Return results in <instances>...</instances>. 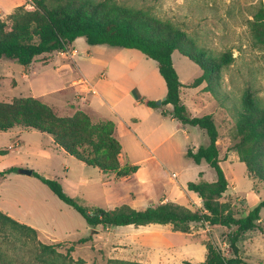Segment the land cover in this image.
I'll return each mask as SVG.
<instances>
[{"label":"rangeland","instance_id":"1","mask_svg":"<svg viewBox=\"0 0 264 264\" xmlns=\"http://www.w3.org/2000/svg\"><path fill=\"white\" fill-rule=\"evenodd\" d=\"M119 1L143 7L156 16L174 21L198 45L213 55L228 51L234 53V60L222 69L219 100L210 92L203 89L198 92V88L188 86L202 72L198 64L178 51L174 52L173 60L183 83V98L190 108V114H213L218 125L221 164L229 177V188L221 200L231 203L237 217L246 216L264 200V182L249 176L246 163L238 160L233 149L237 141L236 110L241 105V97L246 88H251L264 106V48L255 43L249 22L264 0ZM27 3L31 4V1ZM31 8L27 6V9ZM115 63L132 66L123 77L128 82L125 86L131 95L120 87L113 102L120 100L118 108L124 117L136 116L142 120L139 128L145 129L151 116L145 110V104L137 100L146 97L158 104L161 97L153 99L149 97V92L152 95L166 94L167 90L157 62L137 49L107 44L90 45L85 37L77 38L66 51L38 56L29 67L14 59H0V101H11L15 96L42 95L40 98L53 106L60 115L86 111L95 120H99L102 116L92 112L88 105L78 104L82 96L87 99L96 97L92 89L80 90L68 85L73 79L83 76L79 71L80 66L92 83L98 82L96 86L101 88L105 83L100 80L103 78V69L105 66L113 69ZM23 69L28 77L22 76ZM115 72L116 83L121 84L119 69L116 68ZM111 79L107 75V80ZM106 112L115 118L119 130L117 134L123 146V167L138 164V160L151 155L145 144L129 128L128 125L133 126L131 120L126 122L119 116L113 117L115 115L111 111ZM19 127L29 129L16 125L8 131L0 130V196L13 203V212L24 220L23 223L35 225L38 235L32 239L16 229H11V235L0 232L1 264H53L46 260L48 258L42 244L58 242H64L58 248L62 253L67 252L70 244L76 243L71 253L76 264H109L110 258L144 264H184L188 258H193V263H198L206 259L204 243L207 241L218 245L226 256H234L228 243V233L236 227L198 222L191 224L189 232L176 230L173 224L110 228L98 225L93 228L74 207L61 200L38 177L33 174L27 176L20 171L32 169L44 177L56 179L67 194L80 196L87 203L105 209L123 204L143 209L158 203L166 194L171 202L196 210L189 195L197 197V194L188 188L184 190L180 183L196 178V181L216 180L215 169L206 161L199 166L186 155L188 148L197 149L199 145L208 143V136L203 129L185 125L189 135L186 138L183 130L180 148L177 146L176 149H170V143H166L157 149V155L167 160L169 167L161 170L157 174L159 177L154 175L157 181L148 188L139 185L135 179L124 180L113 172L103 173L97 167L86 166L67 154L53 141L51 135L34 130H26L21 135ZM36 148L43 149L45 153ZM47 153L51 154L49 158ZM10 167L18 170L13 175L9 173L2 176L1 171ZM202 170L204 172L200 173ZM149 193L154 196L153 201L147 199L146 194ZM260 215L259 227L243 234L238 242L242 264H264V206L261 207ZM84 237H89V240L77 243Z\"/></svg>","mask_w":264,"mask_h":264},{"label":"trees","instance_id":"2","mask_svg":"<svg viewBox=\"0 0 264 264\" xmlns=\"http://www.w3.org/2000/svg\"><path fill=\"white\" fill-rule=\"evenodd\" d=\"M31 5L32 9H27L25 5L18 6L7 18L0 16V59H14L29 67L42 54L66 51L79 37H85L90 45L107 44L140 50L157 62L166 83L167 93L162 105L172 104V115L180 123L197 126L208 136V143L199 145L197 149L188 148L186 155L196 164L206 161L215 169L217 177L212 182H188V189L202 199V208L191 210L173 202L152 204L143 209L127 204L105 209L87 203L80 196L67 194L56 179L44 177L36 171H33V175L61 200L74 207L93 228L98 225L110 228L156 223L173 224L176 230L189 232L191 224L198 222L236 227L228 233V243L234 256H226L218 245L207 241L204 243L206 259L198 263L185 261L184 264H242L238 242L243 234L259 227L264 200L243 217L235 215L231 203L221 200L229 188V180L221 164L218 125L213 114H190L181 97L183 83L173 61V53L178 51L198 64L202 74L188 86L198 87L205 83L203 90L219 100L222 69L234 60V53L228 51L213 55L174 21L119 0H31ZM249 22L255 43L264 48V1L260 2L253 20ZM144 102L153 108L160 107L154 100ZM16 125L51 135L54 142L68 154L88 166L98 167L104 173L115 172L118 177H126L139 168L136 164L121 166L123 146L116 133V123L110 119L95 120L86 111L63 116L40 97L28 95L15 96L7 102L0 101V130L7 131ZM236 130L237 141L233 149L239 159L246 163L249 176L264 182V106L251 88H246L241 105L236 110ZM17 170L10 167L1 171V175ZM11 229L32 239L38 235V229L0 209V232L11 235ZM88 240L89 237H84L77 243ZM63 244H42L48 258L46 260L53 264H76L71 257L76 243L70 244L66 253L58 249ZM108 263L144 264L118 258H110Z\"/></svg>","mask_w":264,"mask_h":264},{"label":"crops","instance_id":"3","mask_svg":"<svg viewBox=\"0 0 264 264\" xmlns=\"http://www.w3.org/2000/svg\"><path fill=\"white\" fill-rule=\"evenodd\" d=\"M25 1L26 0H0V16L2 18L8 16L13 11H15L18 6H21V5H25L26 8H27V6L33 8V6L31 4L27 3L28 1H31V0H27L26 2ZM4 11H6V13H7L6 15H4ZM77 54H78V51H77ZM77 54H75V56ZM173 57H174V53H173ZM77 66H78V64H77ZM131 67L132 66H127L126 64H123V63L113 64L112 65L113 69H111L109 66H105V68L103 69V75H102L103 78L100 79V80H104L105 83L101 88H98L96 86V84L98 82L93 84L92 80L90 78H88V75H85L83 73L82 68L79 66V71H80L81 75H83V76H81L79 79H73L72 82H70L68 86L77 87V88H80V90L87 89L89 91L92 89V91H93L92 94H94V96H96L95 98H89V99H87L85 96H82L81 100L78 101V104H80L79 106L88 105V108L90 110H92V112L97 113L98 115H101L102 116L101 118H103V119H110V120L114 121L115 118H111L112 115L107 114L108 112H106V111H111V113H113L115 115L113 117L119 116L121 120H124L126 122H129L131 120L133 122L132 123L133 126L128 125L129 128L131 130H133L135 135L138 138H140V140L145 144V146L148 148L149 153L151 155L145 159L138 160L139 163L135 162V163H138L136 165L139 166V168L137 169V171L135 173H133L130 176L119 177V178H122L124 180L135 179L138 182V184L141 185L142 187H148L149 188L151 184L154 185L157 181L156 178L154 177V175L158 176L157 174H159L161 172V170H163L164 168L167 169L169 167L167 160H165L162 157H159L157 155V153H156L157 149L162 147L166 143H170V146H169L170 149H176L177 146H178V148H180L182 146V142H183V138L181 136L183 130L185 132L186 138L188 137L189 134L184 128L185 125L180 123V121H178L172 115L173 105L170 103L162 105V106L157 107V108H153L144 102L145 100H152V99L146 98V97L138 99L137 102H141V103L145 104L144 108L151 116V119H149V121L147 122L145 129H142V130L139 128V126L142 122L141 119L137 118L134 115L133 116L130 115L129 117H127V119L124 117L123 113H121V110L118 108V103L120 102V100H117L116 102H113V100L114 101L116 100L117 93H119L120 87L122 88V91H127L126 94L131 95V91L125 86L128 84V82H127V80H124V78H123L127 75V72H126L127 69H129V68L131 69ZM116 68L119 69V71H120L119 77H120V79H122L121 84L116 83L117 81H116V78L114 77V75L116 73L115 72ZM21 74L23 77H28V73L26 71H24V69L21 72ZM201 74H202V72H201ZM107 75L111 76L112 79L110 81L107 80ZM204 86H205V84L196 87L199 89L198 92H200V90H202L204 88ZM182 88H183V86H182ZM182 88H181V97H182L183 101L185 102V100L183 98ZM64 89H62V90H64ZM166 93H167V90H166ZM36 96L37 97H43L42 95H36ZM149 97H153V99H157V98L161 97V99H163L164 97H166V94L152 95L151 91H150ZM185 104L187 105L186 102H185ZM187 107L190 111V108L188 105H187ZM19 128H21V127H19ZM11 129H13V128H11ZM19 130L20 131H18V132L21 135H22V133H25L26 130L38 131L35 129H25V128H21ZM118 131L119 130H118V127L116 124V133H118ZM41 133H43V132H41ZM117 136H118V134H117ZM53 141H54V139H53ZM19 146H20V143H19ZM35 150H38L41 153H45L44 150L41 148H36ZM184 151H186V148L184 149ZM50 156H51V154L47 153V158H49ZM238 160H239V157H238ZM202 163L197 164V165L201 166ZM86 166H88V165H86ZM222 166H224V165H222ZM100 171L102 172V170H100ZM202 172H204V170L200 171V173H202ZM113 173H115V172H113ZM13 174H15V172L10 173L9 175H13ZM21 174H23V173H21ZM24 175H27V174H24ZM227 177H228V175H227ZM228 179H229V177H228ZM196 180H198V178H196ZM196 180H185L183 183H180V185L185 190V188H188L187 184L189 181H196ZM199 181H201V180H199ZM190 192H194V191L190 190ZM189 194H192V193H189ZM194 194H197V193L195 192ZM146 195H147V199L149 201H153L154 196L152 195V193H149ZM189 196H190V200L194 204V206H196L197 209H201L202 208V199L198 196V194H197V197H192L193 195H189ZM134 199H136V196ZM164 202H171L169 196H166V194L159 200L158 203H164ZM158 203H156V204H158ZM0 209L18 221H20V222L24 221L21 218H19L13 212L14 211L13 203L10 202L9 200H4L1 196H0ZM154 224H156V223H154ZM29 225L35 227V225H33V224H29ZM149 225H152V224H149ZM144 226H148V225H144ZM189 260H190V262H194L193 258H191V259L188 258L187 261H189Z\"/></svg>","mask_w":264,"mask_h":264},{"label":"water","instance_id":"4","mask_svg":"<svg viewBox=\"0 0 264 264\" xmlns=\"http://www.w3.org/2000/svg\"><path fill=\"white\" fill-rule=\"evenodd\" d=\"M165 99V97L163 99H160L158 101V105L162 104V101ZM22 173L24 174H28V175H32L33 174V170L32 169H21L20 170ZM95 231H98V230H95Z\"/></svg>","mask_w":264,"mask_h":264}]
</instances>
